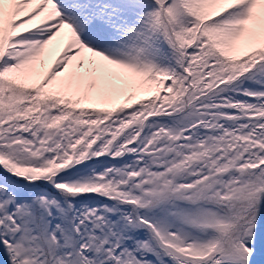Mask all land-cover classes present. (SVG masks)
Wrapping results in <instances>:
<instances>
[{
	"label": "snow or ice",
	"instance_id": "snow-or-ice-1",
	"mask_svg": "<svg viewBox=\"0 0 264 264\" xmlns=\"http://www.w3.org/2000/svg\"><path fill=\"white\" fill-rule=\"evenodd\" d=\"M0 264H264V0H0Z\"/></svg>",
	"mask_w": 264,
	"mask_h": 264
}]
</instances>
